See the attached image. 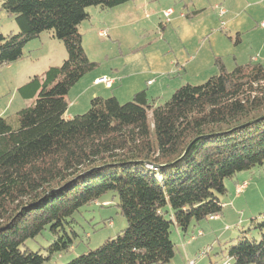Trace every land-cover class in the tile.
Returning <instances> with one entry per match:
<instances>
[{
    "label": "trees",
    "instance_id": "16d2710c",
    "mask_svg": "<svg viewBox=\"0 0 264 264\" xmlns=\"http://www.w3.org/2000/svg\"><path fill=\"white\" fill-rule=\"evenodd\" d=\"M135 0H2L19 33H0V68L24 58L45 32L67 58L19 88L28 104L0 118V264H46L70 252L78 238L66 225L108 193L119 197L128 227L68 264H169L172 227L223 214L225 181L264 168V66L249 62L179 88L155 106L146 91L127 103L93 98L87 113L66 119L72 88L99 64L84 49L88 9L109 11ZM261 238H240L228 249L233 264H264ZM50 232L48 255L26 249Z\"/></svg>",
    "mask_w": 264,
    "mask_h": 264
},
{
    "label": "rangeland",
    "instance_id": "374dc122",
    "mask_svg": "<svg viewBox=\"0 0 264 264\" xmlns=\"http://www.w3.org/2000/svg\"><path fill=\"white\" fill-rule=\"evenodd\" d=\"M190 1L157 0L155 6L159 7V3H163L166 7L164 10H162L164 7H159L158 10L160 12H164L169 8H174L176 12H179L190 5ZM203 1L206 2V0ZM1 3L2 0H0V7ZM98 9L96 7L89 8L87 11L92 17L81 26V30L85 34L86 48L90 58L91 60H102V63L97 62L99 64L97 69H109L113 65L123 66L127 58L125 55H120L118 46L115 45L117 42L114 39L100 38L95 31L90 33L93 24L98 20ZM188 10L192 11V8L189 7ZM210 10L207 11V17H212V14L215 13L213 9ZM157 14L156 11L153 13L147 9L145 16L149 15V19H146L142 26H137L135 31V39L138 45L135 47L136 51L132 52L134 54L136 52L143 53V56L140 58L143 66L152 62V55L157 56V58L161 57L162 59L173 56L170 52V46H167L169 42L173 43L176 53L177 50H183V45L180 44L177 37L176 39L171 35H163L164 31L161 30L159 23L163 20V16L161 15L162 13L158 16ZM0 33L5 36L19 33L15 19L9 17L2 10H0ZM49 39H52L51 33H43L39 39L27 44L22 60L10 66L0 68V118L14 116L25 107L26 102L19 93L21 86L30 78L43 74L48 68L61 66L64 62L60 60L62 54L64 57L66 56L65 59L67 58L64 45L58 40L54 39L50 41ZM102 42L105 44H102L100 48L94 46ZM129 43L130 39L127 37L125 40L126 46ZM150 53L151 55H149ZM108 54H112L111 57L108 60L104 59L105 55ZM129 57L132 58L131 55ZM190 84H196L194 86L201 85V83H196L195 81H192ZM72 95H68L69 100ZM172 96L160 98L156 102L157 106L164 105ZM10 101L11 104L9 105ZM89 109L90 105L82 114L87 113ZM225 185L228 194L220 197L224 205L223 214L216 219L221 218L220 222H211L208 219L197 226H192L188 234L183 236L185 237L184 241L177 237V227H172V239L177 244V248L175 247L176 254L182 249V244L190 242V249L192 252L195 251L196 254L205 250L209 251L208 255L199 261L198 264H225L227 262L233 264V261L228 257V249L232 245H235L244 236L249 240L257 241L261 238L260 233L254 227L257 223L261 222L264 216V168H254L250 171L239 173L233 179L226 180ZM238 193H242V195L240 194V198H238ZM119 203L117 194L108 193L97 203L81 209L74 216L73 220L70 221V224L66 225L68 233L70 235L72 232L76 233L78 237L74 248L67 253L55 254L51 261L46 264H68L76 257L98 249L106 240L115 238L118 233L125 230L128 227V223L120 214ZM212 226L216 227L213 231L215 233L209 236L208 234L211 233L210 229ZM199 231H204L205 235L199 237ZM192 236H196L197 238L191 241L190 238ZM53 242L54 237L50 232L46 231L35 240L28 241L26 249L32 252H40L42 255L47 256V249ZM176 258H178V255H176Z\"/></svg>",
    "mask_w": 264,
    "mask_h": 264
},
{
    "label": "crops",
    "instance_id": "0c3cea01",
    "mask_svg": "<svg viewBox=\"0 0 264 264\" xmlns=\"http://www.w3.org/2000/svg\"><path fill=\"white\" fill-rule=\"evenodd\" d=\"M156 1L135 0L109 11L98 9V20L93 24L90 33L95 31L99 36L101 31H106L107 37L104 38L114 39L120 55H125L127 60L123 66L113 65L109 69L100 68L82 78L70 91L69 95H73L70 100L68 97L69 108L66 119L82 115L88 109L91 100L96 97H115L124 104L131 101L135 94L146 91L149 100L157 106L156 102L160 98L173 95L182 86L192 81L204 84L216 76L218 71L215 60L217 58L224 61L228 70L249 62L260 63L264 66V27L261 26L264 22V0H206L207 4L203 0H191V6L188 5L182 11L176 12L174 8H169L174 11L169 24H165L163 12L158 10L159 7H164L162 8L164 10L165 4L159 3L157 7L155 6ZM189 7L192 11L188 10ZM209 8L215 11L212 17H207ZM147 9L153 13L156 11L157 16L162 13L163 20L159 23L161 30L164 31L163 35L177 37L183 45V50H177L176 53L173 43L169 42L167 46H170L173 56L162 59L152 55L154 56H151L152 62L143 66L140 60L143 53L134 54L135 47L138 45L135 31L137 26H142L146 19H149V15L145 16ZM82 34L84 49L91 60L86 48L85 34L83 32ZM127 37L130 43L126 46ZM102 44L105 43L94 46L100 48ZM111 55H105L104 59L108 60ZM130 55L132 58L129 57ZM65 57L62 54L60 60L64 61ZM91 61L100 63L102 60L92 59ZM101 77L114 79V85L111 88L96 85L95 81ZM25 102L26 107L28 102ZM240 194L242 195V193L237 194L238 198L241 197ZM216 219L210 218L209 220L211 222L222 220L221 218ZM214 226L211 227L209 236L215 233L213 232L216 229ZM176 232L177 237L184 241V234L178 228ZM199 232L202 236L205 235L204 231ZM174 244L177 248L176 242ZM190 247V242L182 244V249L178 254L175 253L174 259L169 264H188L196 255Z\"/></svg>",
    "mask_w": 264,
    "mask_h": 264
},
{
    "label": "built area",
    "instance_id": "2783aa9c",
    "mask_svg": "<svg viewBox=\"0 0 264 264\" xmlns=\"http://www.w3.org/2000/svg\"><path fill=\"white\" fill-rule=\"evenodd\" d=\"M173 14H174L173 9H168V10H166V11L163 12V16H164V18H165V24H169V23H171ZM222 14H223V12L221 13V15H222ZM261 26L264 27V22L262 23ZM99 36L102 37V38L107 37V32H106V31H101V32L99 33ZM114 83H115V80L112 79V78H109V77H108V78H107V77H103V78L97 79V80L95 81V84H96V85H104V86H106L107 88H111V87L114 85ZM242 188H243V187H242ZM238 194H239V193H238ZM213 218H218V216H217V217H213ZM198 236H199V237L202 236V233L199 232V233H198ZM196 238H197L196 236H192V237L190 238V240L193 241V240H195ZM208 252H209L208 250H205V251H202V252L197 253V254L195 255V257H194L191 261L188 262V264H198L199 261H201L202 259H204V258L208 255ZM225 264H230V263L227 262V263H225Z\"/></svg>",
    "mask_w": 264,
    "mask_h": 264
}]
</instances>
